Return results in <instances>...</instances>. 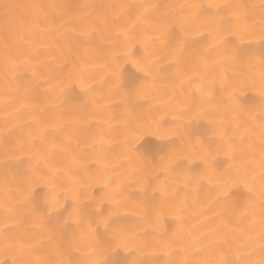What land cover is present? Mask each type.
Returning <instances> with one entry per match:
<instances>
[{
	"label": "bare ground",
	"instance_id": "6f19581e",
	"mask_svg": "<svg viewBox=\"0 0 264 264\" xmlns=\"http://www.w3.org/2000/svg\"><path fill=\"white\" fill-rule=\"evenodd\" d=\"M0 264H264V0H0Z\"/></svg>",
	"mask_w": 264,
	"mask_h": 264
}]
</instances>
